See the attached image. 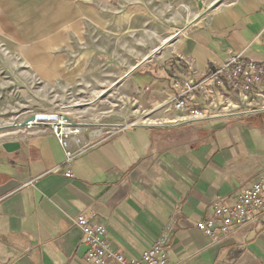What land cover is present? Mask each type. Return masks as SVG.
<instances>
[{"label": "crops", "instance_id": "1", "mask_svg": "<svg viewBox=\"0 0 264 264\" xmlns=\"http://www.w3.org/2000/svg\"><path fill=\"white\" fill-rule=\"evenodd\" d=\"M127 1L0 0V50L44 82L68 79V65L77 60L74 75L84 76L95 37L112 25L127 26ZM192 1L200 0L174 5ZM263 28L264 0L202 6L172 43L114 80L124 103L136 109L104 125L138 116L148 122L111 137L85 129L80 143L90 146L68 168L49 131H0V264H90L73 223L80 213L104 226L109 247L127 259L161 238L168 264H264V217L220 239L196 227L213 216L214 202L234 203L264 174V113H249L260 100L245 103L223 91L233 110L217 109L204 123L165 105L177 93L176 78L201 81L230 51L263 63ZM197 95L189 106L204 108ZM6 143L18 147L5 151Z\"/></svg>", "mask_w": 264, "mask_h": 264}, {"label": "rangeland", "instance_id": "2", "mask_svg": "<svg viewBox=\"0 0 264 264\" xmlns=\"http://www.w3.org/2000/svg\"><path fill=\"white\" fill-rule=\"evenodd\" d=\"M210 2L213 0L192 1L173 5L169 10L160 0H128L124 5L127 26L112 25L106 34L95 37L89 47L90 57L83 61L88 66L84 76L74 75L80 63L77 60L68 65L72 68L68 79L44 82L27 75L16 60L0 50V127L20 124L29 116L40 114L49 118L71 116L88 131L102 124H114L119 121L120 111L130 113L136 109L132 102L124 103L116 86L109 90L114 80L143 61ZM118 13L119 10L115 17ZM138 117L127 123L148 122L147 116ZM50 125L49 121H40L34 130L49 129Z\"/></svg>", "mask_w": 264, "mask_h": 264}, {"label": "built area", "instance_id": "3", "mask_svg": "<svg viewBox=\"0 0 264 264\" xmlns=\"http://www.w3.org/2000/svg\"><path fill=\"white\" fill-rule=\"evenodd\" d=\"M169 10H172L176 0H160ZM264 31V28H263ZM173 87L177 90L174 97L169 98L166 107L178 111L193 123H204L209 118L217 115V109L222 112L233 110L227 103L228 92L237 95L242 102L249 103L253 99L260 100L258 109L250 110L249 113H264V62L259 63L243 58L242 53L229 52L227 57L217 67L210 68L201 81L192 78H176ZM199 94L205 103V107L189 106ZM212 110V111H209ZM49 121L50 128L42 129L49 131L64 151L63 164L68 168L73 161L84 153L90 144L80 143L79 136L85 130L70 117L63 114L52 118L45 117ZM38 121V122H40ZM35 122H29L23 130H34ZM134 123L115 125H100L93 132L96 138L111 137L119 131L130 130ZM70 141L75 143L76 148H70ZM256 160V156H251ZM250 159V160H251ZM264 168V167H263ZM55 169L48 173H56ZM62 174L71 179L73 174L68 170ZM213 216L207 220L198 222L196 227L207 237L220 239L229 236L234 230L247 224H253L264 217V174L244 187L235 197V201L229 204L226 201H216L212 205ZM74 225L83 235V244L86 250L85 260L90 264H168L167 251L164 239H157L150 247L134 259L125 258L120 252L109 247L104 226L93 221L92 215L80 213L74 217Z\"/></svg>", "mask_w": 264, "mask_h": 264}, {"label": "water", "instance_id": "4", "mask_svg": "<svg viewBox=\"0 0 264 264\" xmlns=\"http://www.w3.org/2000/svg\"><path fill=\"white\" fill-rule=\"evenodd\" d=\"M217 4L214 3L212 4L211 8L214 7L215 5ZM187 29V27H185L184 29L180 30V32H183ZM179 35V32H177L176 34L173 35V37L169 40H166L164 43H162L160 46H158L157 49H155L150 55L146 56L143 61L140 63V64H143L144 62L148 61L150 58L154 57L155 55L158 54V52L166 45L172 43ZM136 68V67H135ZM133 68V69H135ZM129 71V73L127 75H129L132 71ZM119 82L116 81L114 83V85L112 87H114L115 85H117ZM37 121L36 117L34 116H31L29 119H26L24 122L20 123V124H17V123H13V124H10V126H3V127H0V131H10V130H16V129H23L25 128V126L29 123V122H35ZM14 147H18V145L16 143H6V144H3V148L5 149V151H9V149L11 148H14Z\"/></svg>", "mask_w": 264, "mask_h": 264}, {"label": "bare ground", "instance_id": "5", "mask_svg": "<svg viewBox=\"0 0 264 264\" xmlns=\"http://www.w3.org/2000/svg\"><path fill=\"white\" fill-rule=\"evenodd\" d=\"M34 117H36V119H37V122L38 121H40V120H46V118L43 116V115H33ZM31 116H29L28 118H26V119H29ZM25 119V120H26ZM20 121V120H19ZM24 122V121H23Z\"/></svg>", "mask_w": 264, "mask_h": 264}]
</instances>
